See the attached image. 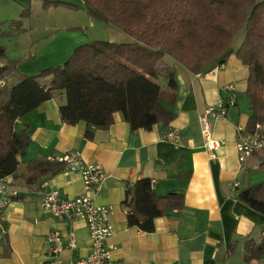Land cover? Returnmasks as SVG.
<instances>
[{
    "label": "crops",
    "instance_id": "0c3cea01",
    "mask_svg": "<svg viewBox=\"0 0 264 264\" xmlns=\"http://www.w3.org/2000/svg\"><path fill=\"white\" fill-rule=\"evenodd\" d=\"M51 2L61 4L44 6ZM14 20L20 32L11 24ZM0 32V45L7 58L18 60L16 69L22 75L61 65L76 47L91 41H133L125 32L90 18L81 0H0ZM242 40L231 45L224 67L217 70L193 73L164 56L165 68L157 70L156 80L160 103L173 118L157 121L150 130H131L115 112L108 129H94L92 138L86 139L84 123L60 120L63 92L18 118L14 128H26L30 143L25 156L19 157L18 177H7L19 196L0 215V264H49L46 236L52 230H58L64 242L70 234L75 238L74 248L60 252L61 264H72L90 252L84 221L58 220L40 206L42 182L74 197L82 189L79 175L63 168L33 182L23 179L28 161L54 160L69 151L99 165L105 174L101 189L92 197L95 203L114 208L109 243L117 250L110 264H264V255L244 258L248 240L264 241V214L236 197L239 189L264 182L261 150L239 163L235 148L236 128L245 129L251 114L245 97L248 69L236 57ZM169 71L173 90L168 87ZM227 83L235 84L237 102L225 117L212 121L214 136L225 141L212 159L204 147L198 116ZM169 128L177 129V142L162 139ZM140 178L150 179L157 195L173 191L184 197L182 210L155 218L150 233L129 227L122 205L126 185Z\"/></svg>",
    "mask_w": 264,
    "mask_h": 264
},
{
    "label": "trees",
    "instance_id": "16d2710c",
    "mask_svg": "<svg viewBox=\"0 0 264 264\" xmlns=\"http://www.w3.org/2000/svg\"><path fill=\"white\" fill-rule=\"evenodd\" d=\"M81 1L90 18L125 32L133 41L95 40L79 45L66 62L35 75L20 74L17 60L7 58L0 45V178L18 177L19 157L25 156L30 143L26 128L16 131L15 121L44 101L63 92L66 100L58 108L60 120L69 125L84 123L86 139L92 138L94 129H108L115 112L121 113L131 130H150L157 121L173 118L160 103L156 77L161 59L170 56L193 73L207 71L224 64L241 29L245 34L236 57L248 69L245 97L251 112L245 130L264 139V1ZM11 24L21 31L18 21ZM167 78L169 89H175L172 72ZM260 160L264 168V148ZM63 168L64 163L56 160H30L23 179L33 182ZM236 197L264 214V182L239 189ZM122 205L127 225L150 233L155 218L182 210L184 197L173 191L157 195L150 179L140 178L126 185ZM244 251L246 260L261 257L264 241L248 240Z\"/></svg>",
    "mask_w": 264,
    "mask_h": 264
},
{
    "label": "built area",
    "instance_id": "2783aa9c",
    "mask_svg": "<svg viewBox=\"0 0 264 264\" xmlns=\"http://www.w3.org/2000/svg\"><path fill=\"white\" fill-rule=\"evenodd\" d=\"M224 64L214 67V70L223 68ZM237 88L233 83L222 86L221 94L217 100L207 106L198 116L200 133L204 147L210 152V157L216 159V151L224 145L223 139L214 136L212 121L226 116L228 109L236 104ZM259 128V125H256ZM179 134L177 129H167L162 139L177 142ZM235 148L237 160L244 162L254 151L264 148V139L257 132L249 133L242 127L236 128ZM54 160L63 162L64 169L75 172L82 181V189L74 197L64 196L57 188L51 187L47 182L40 184L42 190L41 208L58 220H82L85 222L90 237V252L84 258H79L72 264H110L117 247L109 243L113 235L112 215L114 208L111 205L95 203L92 193L99 191L105 179V174L99 165L85 161L81 155L69 151ZM7 177L0 178V215L7 205L19 196V191L9 187ZM234 185H237L235 182ZM48 244L49 264H61L60 252L64 247L74 248L75 238L69 235L66 242L58 230L50 231L46 236Z\"/></svg>",
    "mask_w": 264,
    "mask_h": 264
},
{
    "label": "rangeland",
    "instance_id": "374dc122",
    "mask_svg": "<svg viewBox=\"0 0 264 264\" xmlns=\"http://www.w3.org/2000/svg\"><path fill=\"white\" fill-rule=\"evenodd\" d=\"M257 1H264V0H257ZM245 34V30L241 29L239 32H237L233 38L232 41V47H234L240 40H242L243 36ZM18 61V60H17ZM165 65H164V61L162 60L158 65H157V70L161 71L164 70ZM35 75V74H33Z\"/></svg>",
    "mask_w": 264,
    "mask_h": 264
},
{
    "label": "water",
    "instance_id": "95a60500",
    "mask_svg": "<svg viewBox=\"0 0 264 264\" xmlns=\"http://www.w3.org/2000/svg\"><path fill=\"white\" fill-rule=\"evenodd\" d=\"M249 17V16H248Z\"/></svg>",
    "mask_w": 264,
    "mask_h": 264
}]
</instances>
